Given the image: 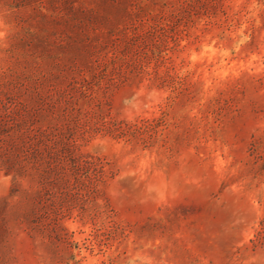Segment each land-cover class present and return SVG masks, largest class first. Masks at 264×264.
Wrapping results in <instances>:
<instances>
[{"label":"rangeland","instance_id":"374dc122","mask_svg":"<svg viewBox=\"0 0 264 264\" xmlns=\"http://www.w3.org/2000/svg\"><path fill=\"white\" fill-rule=\"evenodd\" d=\"M0 264H264V0H0Z\"/></svg>","mask_w":264,"mask_h":264}]
</instances>
